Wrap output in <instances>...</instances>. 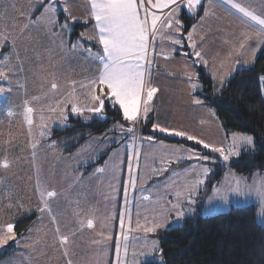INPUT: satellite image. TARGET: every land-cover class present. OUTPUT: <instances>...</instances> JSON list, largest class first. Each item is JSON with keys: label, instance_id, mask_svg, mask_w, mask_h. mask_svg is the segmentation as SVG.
Instances as JSON below:
<instances>
[{"label": "rangeland", "instance_id": "374dc122", "mask_svg": "<svg viewBox=\"0 0 264 264\" xmlns=\"http://www.w3.org/2000/svg\"><path fill=\"white\" fill-rule=\"evenodd\" d=\"M35 3L36 0H0V29H5L6 26V30L16 38L15 48L10 42L0 46V69H3L8 77L6 80H0V88L4 89L0 92V162L5 156L11 161L8 169L0 168V221L9 217L15 221L30 213L37 215L36 221L23 236L17 237L16 242L8 243L14 244V251L6 260L2 259L0 264H68L69 259L72 260V264H116L118 259L120 264H143L149 261L159 263L161 259L158 240L163 231L181 226L186 216L198 210L204 215H210L225 212L231 205H245L249 202L258 205V219L264 226V213H262L264 199L258 195L259 191L264 189V173L254 171L246 179L228 168L229 161L224 162L219 159L218 154L213 153L214 163L225 169L220 178L213 182L211 191L206 192V180L210 172L204 174L202 166L209 167L211 171V165L197 161L195 158L189 159L185 151H180V149H189L197 154L211 152L200 144L202 150L158 138L151 143L137 140L135 148L139 149L138 167L135 158L133 163L136 185L135 188L131 185L128 188V203L125 208L124 181L129 178L125 145L132 141L130 137L122 136L119 129L111 131L117 123L111 126L107 134L90 136L80 147L69 153L61 151L62 146L59 141L49 138L52 130L63 127L67 120L63 123L58 119L49 122L50 132L40 137L41 115L46 119L59 115V106L73 89L68 79H74L76 74L87 66L83 57L80 60L79 57H72L70 60L75 66L69 64L71 74L67 71L69 68L64 62L60 64L59 76L47 74L46 67H42L39 61L44 59L40 58L44 54L38 49L40 41L50 43L57 52L60 50L63 53V49H67L71 42L80 39L83 31L73 35L78 39L69 40V35L73 31V22L62 32L57 25L52 40L49 39V35L39 38L40 30L44 28L43 24L35 25L21 34L23 24L33 12L30 5ZM5 10H7L6 15ZM37 10L31 15L32 20L37 16ZM65 16V13L59 14V24L64 23ZM78 20L86 19H77L76 22H79ZM171 50L162 47L163 53H170ZM6 55L8 60L3 59ZM149 57L155 60L153 54H149ZM167 63L168 61L162 67L160 60L152 66L162 73L159 80L163 84L158 91L161 92L160 98L163 102L167 94L181 92L183 100L187 101L188 105L174 115L162 114L157 108H152L149 115L152 117V124L159 123L170 129H184L205 142L218 146L231 144L233 134L251 135L238 131L225 133L217 119L209 112L213 113L214 110L207 106L203 105L201 110L199 108L198 114L192 113L194 108L192 105L195 104L193 101L199 98L190 100L192 95L189 94L188 97L186 92L201 90L196 73L198 66L195 67L196 75L190 82L189 75L194 73L190 68V62L182 60L176 72L171 71L172 65ZM5 65L12 67V71L9 72ZM93 68L96 73L97 65L94 63ZM226 68L221 64L211 69L209 67L211 76L207 74L212 80L213 74H216V79L213 80L216 91L224 87V84L221 85L220 77L226 74L223 72ZM43 73H46L44 78ZM173 74L181 78L174 77ZM150 76L152 79L151 71ZM145 78H148L147 72ZM53 82L58 85L57 90L51 89ZM192 83L197 85L195 90L192 88ZM262 96L264 97V92ZM25 101L28 102V107L34 109L31 132L24 119ZM51 109L57 111L54 113ZM64 111L68 114V118L79 117L71 114L70 104L64 108ZM191 118L196 122L200 118L203 121L206 119L207 122L200 127L189 121ZM151 131H153L152 127ZM155 133L165 137L183 138ZM136 134L151 135L140 132L139 126ZM34 143L35 149L32 146ZM253 147L254 144L245 146L240 152L251 151ZM117 151L119 155H114ZM103 154H106L104 161L85 173L84 166L99 159ZM235 157L237 156L230 160ZM97 168H103L105 171L97 173ZM38 177L47 181L49 190L54 189L61 193L58 198H54L53 208L58 213L61 231L69 236L66 249L59 246L55 237L56 225L50 222L47 214H44L42 220L40 219L41 213L37 211L39 195L35 192ZM201 180L204 182L198 183ZM189 189L192 191L191 196ZM178 192L179 197H177ZM199 194L203 197L201 200L198 199ZM189 200L193 202L189 203ZM177 203L182 206L180 210L183 213L179 219H177V211L172 208V205ZM89 209L94 210V215H89ZM122 209L126 212L123 228L120 225ZM89 218L93 219L92 229L87 228ZM153 221L160 223L161 227L154 232H145V226H151ZM117 237H119V253H117ZM7 245L0 246V251L8 247ZM65 250L68 255H64ZM153 252L154 254L145 255Z\"/></svg>", "mask_w": 264, "mask_h": 264}, {"label": "snow or ice", "instance_id": "6c2138e0", "mask_svg": "<svg viewBox=\"0 0 264 264\" xmlns=\"http://www.w3.org/2000/svg\"><path fill=\"white\" fill-rule=\"evenodd\" d=\"M218 4L228 5L231 9H234L242 17L241 23L251 21L249 27H257L258 31L255 34V39L258 42V47L251 48V56L253 60L259 49L264 47V13L257 14L255 9L250 5L236 2V0H216ZM212 0H209L211 5ZM264 4V0H261ZM202 4V0H89L90 10L89 17L93 23L92 29L85 33L80 34V39L71 42L72 49L82 48L89 58L93 62H98L97 72L88 78V81L81 84V88H86V94L83 101L80 96L73 92L69 93L62 105L59 106V115L57 117H48L47 119L41 115V130L40 137H44L50 132L49 122H55L58 119L61 123L68 119V114L64 111V108L70 104L71 114L85 119L99 117L105 119L106 104H111L112 107L118 106V111L123 114V120L128 122L129 126H125L123 123H117L111 131L119 129L120 133L124 137H130L131 143L125 145L127 148V160L129 169V178L124 181V195H125V208L128 200V188L131 185L135 188L136 177L133 169V163L139 164V149L135 148V142L137 140L147 141L149 143L155 140L154 135L138 136L137 126L143 128L148 122L149 114L152 111V100L158 89L151 85V57H149L148 49L151 45L153 47V55H155V43L159 40L167 39L171 42L173 47L182 46L185 39L180 35L184 29V22L181 19V9H185L188 15H195L198 6ZM33 12L29 14V19L23 24L21 28V34L26 32L29 28L35 25L43 24L51 32L57 25L61 32L65 28H69L71 23L77 21V17L72 14L70 8L64 0H36V3L30 5ZM57 7H61L63 13L66 14L63 24H59V16L57 15ZM37 8L42 9L40 14L32 20L30 17ZM168 11L165 12L164 10ZM155 10V11H154ZM5 10V15H6ZM160 14H157V13ZM208 15L207 8L205 9V16L200 17L201 21ZM89 20H85L84 23H88ZM15 26V25H14ZM196 25L192 26V29L187 32L186 39L189 41L188 48L191 52L184 53L185 56H194L193 65L203 64L207 66V60L204 59V53L198 50L200 47L197 45L194 39V33L196 32ZM244 39L241 40L239 48L235 50V62L229 72L220 77L221 85H223L227 76L231 75L240 65V55L244 50L251 46L246 41L252 39V35L246 31L242 34ZM94 42L98 45L99 50L95 53L92 52V48H84V41ZM10 42L12 47H16L15 36L5 29H0V46ZM62 43H65L62 41ZM102 50V51H101ZM4 60H8V56L3 57ZM249 63V61H245ZM8 71H12V67L5 65ZM146 72L148 78H145ZM195 73L189 75L190 82L195 77ZM8 79L5 71L0 69V80ZM216 79V74H213V80ZM261 83H264V74L259 76ZM197 85L192 83V88L195 90ZM75 88V85H74ZM52 90H57L58 85L53 82L51 84ZM4 91L0 88V92ZM193 103L202 105L203 101L196 99ZM28 102L25 101L24 119L29 125V131L31 132V126L33 124L32 113L34 109L27 106ZM52 112H56L57 109H51ZM153 132L164 133L167 135H174L177 137L186 138L189 141H194L197 144L202 145L204 149H209L212 153H216L219 159L228 162L230 158L238 156L240 149L245 146H252L254 144L253 136L246 134H233L231 144L224 146L216 145L213 143L205 142L202 138H198L194 134L188 133L184 129H170L168 126H162L159 123L151 125ZM35 149L36 144L34 143ZM185 151L189 159L195 158L197 161H204L208 164L214 163L215 159L209 155L197 154L194 150L180 149ZM119 155V151L114 153ZM11 165V161L4 157L0 162V168L8 169ZM105 169L97 168V173L104 172ZM204 174L210 172V168L202 166ZM204 181H198L203 183ZM35 192L39 195V203L37 211L41 213L40 219L44 218V214H47L50 222L56 225L55 237L58 239L59 246L65 248L69 242V236L61 231L60 220L58 213L53 208L54 198H58L61 193L56 190H49L47 181L37 178ZM192 195L191 189H189V196ZM258 195L264 199V189L259 191ZM180 193H177V197ZM148 197H145L147 199ZM193 201L189 200V203ZM172 208L177 211V219L183 214L180 210L182 206L180 204H173ZM264 213V209H262ZM125 209L120 211V225L123 228L125 220ZM89 215H94V210L89 209ZM14 220L9 217L7 220L0 221V246L7 245L10 241L16 242L17 237L14 231ZM81 222V227H83ZM159 227L160 223L153 221L151 226H145V232H154ZM87 228H93V219L87 220ZM98 243V242H97ZM117 253H119V237H117ZM154 254L145 253V255ZM64 255H68L65 250ZM68 264H72V260H68ZM116 264H120L119 259Z\"/></svg>", "mask_w": 264, "mask_h": 264}, {"label": "trees", "instance_id": "16d2710c", "mask_svg": "<svg viewBox=\"0 0 264 264\" xmlns=\"http://www.w3.org/2000/svg\"><path fill=\"white\" fill-rule=\"evenodd\" d=\"M201 13L202 6L197 9L195 15L183 14V30H187ZM86 24L74 22L71 36L82 31ZM262 74L264 47L259 49L251 65L236 69L220 91H216L204 68L197 67L201 90L196 92V95L203 104L214 110L222 130L225 133L245 132L253 136V150L242 151L228 162L229 169L246 178L254 171L264 173V83L259 80ZM117 109L118 107L114 108L110 103L106 104L105 119L70 116L63 127L52 130L49 138L61 143L62 152H72L90 136L107 134L111 126L118 122L128 126V122L123 120L122 113ZM151 125L152 117H149L145 126L139 127L140 132L152 134L158 139L183 143L197 150L203 149L199 144L183 138L160 136L151 131ZM204 154L213 156V153L208 151ZM105 158L106 154H103L89 163L86 169L101 164ZM210 165L206 192L225 169L216 163ZM200 197L199 194V200L203 198ZM258 210V205L254 203L231 205L225 212L210 215H204L198 210L186 216L181 226L166 229L159 236V263L149 261L143 264H264V226L258 219ZM36 218L35 213H30L16 219V236L25 234ZM7 246L0 251V261L14 250L13 243Z\"/></svg>", "mask_w": 264, "mask_h": 264}, {"label": "crops", "instance_id": "0c3cea01", "mask_svg": "<svg viewBox=\"0 0 264 264\" xmlns=\"http://www.w3.org/2000/svg\"><path fill=\"white\" fill-rule=\"evenodd\" d=\"M65 2L67 3L68 7L70 8L72 14L75 15L78 19L89 20V22L86 24V26L82 30L83 33L92 29L94 22H92L90 20V17H89V10H90L89 0H66ZM236 2H241L243 4L250 5L253 9H255L257 14L264 13V4L261 3V0H236ZM200 6H202L201 15L189 26V28L187 30H183L182 33L180 34V35L185 37L182 46L173 47L171 45V42L167 39H164V40L158 39L156 41L155 48H154L155 55H153L155 60H152L151 69L153 68L152 66L156 62L161 60V66L162 67L168 61L167 65H172L171 71L176 72L178 70L179 66H181L182 60H185L186 62H190V66H191L190 68L194 70V73H195V67L196 66L203 67L205 72L210 74L209 67L211 69V67L213 68V66L221 64V65L227 67L226 70L223 71L224 73L227 74L235 62V58H236L235 57V50L239 48L241 40L244 39L242 34L245 31L248 34L252 35V39L246 41V43L249 44L251 47L245 49L243 54L240 55L239 58L241 60V65L239 66V68L247 67L253 63L254 60H253V57L251 56V48L258 47V42L255 39V34L258 31L257 27H249V25L252 23L251 21H247V22L242 24L241 23L242 17L240 16L239 13H237L234 9H231L228 5L218 4L216 2V0H212L211 5H209V0H205L202 2V4ZM200 6H198V8ZM206 8L208 11V15L205 17V19L203 21H201L200 17L205 16V9ZM41 10L42 9L38 8L37 15L40 14ZM164 11L167 12L168 10L165 9ZM60 13H63L61 7H57V15L59 16ZM157 14H160V13L158 12ZM183 14L188 15L184 9H181V14H180L181 19H182ZM182 21H183V19H182ZM79 22H84V21H79ZM193 25L197 26L196 32L194 33L195 42L197 43V45L200 46L198 48V50H201L204 53V59L207 60V66H204L203 64H199V63L193 65V60L195 59V57L184 55V53H186V52H191V49L188 48V46H187L189 41L186 39V36H187V32L192 29ZM57 28L58 27H56L53 31L50 32L47 29V27L44 26V28H42V30H40V37L39 38L42 39L44 35H49V39L52 40ZM75 38L78 39L76 36L73 37V36H71V34L69 35V40L75 39ZM89 46L92 48L93 53H95L97 50H99L98 45H96L94 42L90 43L89 41H87L85 39L83 47L86 48ZM67 47L68 48L63 49L64 52L61 53L60 50H59V52H57V49L54 48L50 43H48L46 41L44 43H42V41H40V44L38 45V49H40V51L44 52L43 57L40 56V58H44V59H40L39 61H41L42 65H43L42 67H46L47 74H50L51 76L52 75L59 76L61 73V69H60L61 62H64L65 66L67 65V68H69L67 71L71 74L70 65L75 66V64L70 59L72 57H75V58L79 57V60H80L81 57H83L85 59V65L87 66V68L81 69L78 72V74H76V77L74 79H72V78L68 79L69 83L71 82V86L73 87V89L70 91V93L73 92V90H75V93L78 96H80L81 101H83L85 98V94H86L87 89L81 88L80 85L86 83L88 81V78L95 74V70L93 68V63L95 65H97V68H96V70H97L98 69V62H93L89 58L88 54L85 51H83L81 48H77L76 50H73L72 44H69ZM162 47H164L165 49H172L170 51L171 54L168 52L163 53ZM260 48L261 47H259V49ZM259 49H258V51H259ZM41 53H40V55H41ZM148 54H150V55L153 54V48H151V45L148 49ZM172 56H173V58H172ZM245 61H249V63H245ZM239 68H237V69H239ZM151 72H152L151 85L153 87H156V88L158 87L157 89L159 91L160 87L163 84L159 80L160 76H162L161 70L153 68L151 70ZM233 72L231 74H233ZM196 73H197V69H196ZM45 74L43 73V78H44ZM173 75H175L174 77L181 78L177 74H173ZM41 76H40V78H41ZM210 76H211V74H210ZM213 83H214V81H213ZM74 85H75V88H74ZM214 85H215V83H214ZM158 91L154 95L151 103L153 104L152 108L153 109L157 108V111L162 113V114H171V115L177 114L179 111H181V109L182 110L185 109L186 106L188 105L186 103L187 101L183 100L184 97H183V94L181 92H174V93L172 92L170 94H167L165 97V100L162 102V100L160 98L161 92L158 93ZM196 92H186V95L189 97V94H191L192 97H190V100H192L193 98L195 99V97H197ZM179 99H181V102H179ZM183 102L186 104H184ZM203 105L207 106L205 104H202V105L193 104L192 106L194 108H193L192 113L198 114L199 108H200V110L203 109V107H202ZM207 108H211V107L207 106ZM209 112H210V114H212L217 119V122L221 127L220 121L216 117L214 111H213V113H211V111H209ZM190 120L192 122H194V124H196V126H200V127L204 126L203 123L207 122L206 119H204V121H203L201 118L198 122L194 121L192 118L189 119V121ZM185 124H186V120H185ZM221 129H222V127H221ZM94 161H92V162H94ZM92 162H90V163H92ZM87 165L84 166L85 173H87L89 170H92V169H86ZM98 165H100V164H98ZM98 165L95 166L94 168L98 167ZM250 200H251V198H250ZM250 203H252V202H249L246 204H250ZM23 235H21V236H23ZM16 237L19 238L20 236H16ZM7 258H9V256L3 260H6ZM3 260H1L0 262H2Z\"/></svg>", "mask_w": 264, "mask_h": 264}, {"label": "water", "instance_id": "95a60500", "mask_svg": "<svg viewBox=\"0 0 264 264\" xmlns=\"http://www.w3.org/2000/svg\"><path fill=\"white\" fill-rule=\"evenodd\" d=\"M160 264H162V263H160Z\"/></svg>", "mask_w": 264, "mask_h": 264}]
</instances>
